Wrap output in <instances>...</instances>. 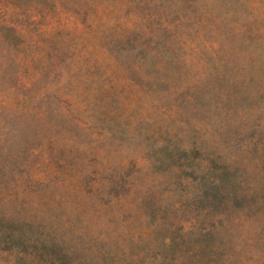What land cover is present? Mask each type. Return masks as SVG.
<instances>
[{"label": "rangeland", "instance_id": "1", "mask_svg": "<svg viewBox=\"0 0 264 264\" xmlns=\"http://www.w3.org/2000/svg\"><path fill=\"white\" fill-rule=\"evenodd\" d=\"M0 264H264V0H0Z\"/></svg>", "mask_w": 264, "mask_h": 264}]
</instances>
